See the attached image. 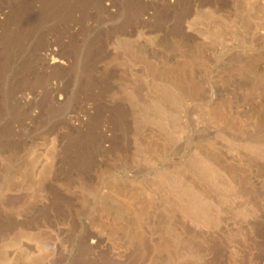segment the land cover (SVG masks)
I'll return each instance as SVG.
<instances>
[{
  "label": "rangeland",
  "instance_id": "rangeland-1",
  "mask_svg": "<svg viewBox=\"0 0 264 264\" xmlns=\"http://www.w3.org/2000/svg\"><path fill=\"white\" fill-rule=\"evenodd\" d=\"M0 264H264V0H0Z\"/></svg>",
  "mask_w": 264,
  "mask_h": 264
},
{
  "label": "bare ground",
  "instance_id": "bare-ground-1",
  "mask_svg": "<svg viewBox=\"0 0 264 264\" xmlns=\"http://www.w3.org/2000/svg\"><path fill=\"white\" fill-rule=\"evenodd\" d=\"M54 53V52H53ZM53 53H51L50 54V58H51V63H55L57 60L56 59H54L55 57H53V56H55V55H53ZM49 54V53H48ZM48 57V56H47ZM48 60V59H47ZM221 116V115H220ZM194 207V206H193ZM197 210H199V209H197ZM199 213H201L200 212V210L198 211ZM205 216V215H204ZM204 216H203V218H204ZM202 217V216H201ZM38 240V239H37ZM34 243H36V242H34ZM39 243V242H38ZM37 244V243H36ZM40 244V243H39ZM36 246V245H35Z\"/></svg>",
  "mask_w": 264,
  "mask_h": 264
}]
</instances>
